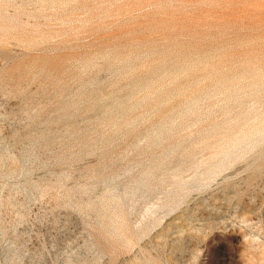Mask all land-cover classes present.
Wrapping results in <instances>:
<instances>
[{"label":"rangeland","instance_id":"obj_1","mask_svg":"<svg viewBox=\"0 0 264 264\" xmlns=\"http://www.w3.org/2000/svg\"><path fill=\"white\" fill-rule=\"evenodd\" d=\"M0 264H264V0H0Z\"/></svg>","mask_w":264,"mask_h":264}]
</instances>
